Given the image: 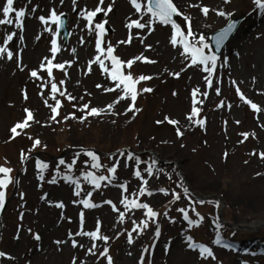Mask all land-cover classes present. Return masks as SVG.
Instances as JSON below:
<instances>
[{
  "label": "rangeland",
  "instance_id": "rangeland-1",
  "mask_svg": "<svg viewBox=\"0 0 264 264\" xmlns=\"http://www.w3.org/2000/svg\"><path fill=\"white\" fill-rule=\"evenodd\" d=\"M59 0H33L29 7L39 5L37 12L25 19L26 31L23 33L26 41V48L23 52V62L32 69L38 66L42 57L50 55V36L42 33V26L38 17L41 14L47 15L48 10L53 5H58ZM180 5L186 2L195 3L196 0H174ZM4 0H0V5ZM26 0H14V6L18 9L23 7ZM79 3L93 7L96 0H79ZM202 3L210 7L223 8L226 12L233 13L232 18H242L237 33L230 40L224 49L221 57L228 58L229 65L223 68L218 67L217 75L220 78L221 95H215L214 90L209 91V97L205 100L201 117H207L206 131L199 127H194L185 132L181 138H177L173 126L167 123L163 125L155 124V121L162 119L164 115L178 118L181 123L185 114L190 112L191 100L190 91L192 87L199 86L202 91L205 86L202 75L197 68H190L184 72L180 79L168 76L166 73L160 78L146 82L144 86L154 88L151 94H145L138 99V106L143 111L129 122L131 114L128 116H104L103 118L89 117L90 122L80 124L78 121L70 120L65 123H53L49 127H42L34 124L31 129L26 130L29 135L39 137L47 148H39L32 152V159L27 162V171L20 163L21 150L27 151L31 147V141L26 136L17 137L9 141V129L17 121L24 117L23 108L29 107L36 111V118L42 123L50 115L40 97L38 89L28 80V70L20 72L15 67V61H0V164H4V159L10 162L7 166L14 169L13 175L20 181L18 188L10 189L8 201L2 213H0V251H4L15 257L14 261L0 258V264H69L71 257L75 254L84 258V249H71L70 245L62 246V251L56 250L54 240L66 238L67 232L78 230V214L82 206L72 203L76 199L73 194V186L64 181H58L52 185L40 182L36 179L35 160L40 159L49 164L46 178H50L49 173L54 172L55 166L60 159L70 162L74 158V153L82 148H97L101 150V162L111 164L106 159L108 154L116 153L117 149H129L141 157L140 168L147 167L153 159L157 160L156 167L162 169L156 176L148 178L149 187L154 195L151 197H141L143 202H148L155 210H169V216L175 218L174 223L163 216L159 218L161 225V237L156 242V247L152 253V264H264V175L257 176L256 173H264V160L250 153L255 150L257 153L264 151V128L259 123L264 122V114L261 120L255 118L251 109L244 105L236 95L235 87L230 84L231 80H236L241 90L248 98L264 107V95L258 92L264 91V14L259 10H254L251 0H231L229 5H224L222 0H202ZM60 11L68 14V27L70 37L66 43L60 37L58 42L66 50L58 54L61 61L73 60L71 48L77 49L76 63L68 69L69 80L65 87L77 97L89 92L91 96H84V101L91 100L92 106H103L110 102L115 93L105 94L95 88L97 83H107L100 71L94 66V71L85 76L80 70L94 53L95 40L86 31H81L84 22L79 21L80 27H76L77 13L72 12L70 0H65V4L60 7ZM185 11L193 17V27L195 30L205 33L208 37L217 29L222 28L228 21V17H219L210 12L205 18L198 8H186ZM134 13V9L128 0H116V5L112 14L109 15L110 28L106 40L116 44L118 40L125 39L128 30L125 28V18ZM2 18V15H0ZM135 19L136 16L132 15ZM99 19V17L97 18ZM208 25L209 27H204ZM54 27V26H53ZM8 31H17L14 25L0 26V38ZM138 30L133 29V34ZM42 33L39 41L35 36ZM170 35L169 27L156 26V30L148 36L146 44H152L153 50L144 54L151 59L158 61L156 64L137 62L132 71L135 74L157 75L167 67L169 71H179L181 65L179 58L172 60L177 55V49L171 48L168 44ZM83 36L85 43H79ZM158 42V43H157ZM17 45L19 41H16ZM235 47V49H232ZM144 51L143 45L138 40H134L130 46L121 45L117 49V54L122 59L131 58ZM57 80L63 79V73L54 70ZM189 77L191 79H189ZM255 77V84L252 78ZM79 80V85L76 81ZM242 82V83H241ZM27 86L29 100L25 102L21 96V89ZM47 92V90H45ZM176 91L178 95L173 97L171 93ZM201 99H203L201 97ZM225 105L232 104L231 109L225 106L217 108L221 101ZM51 102V101H50ZM61 113L67 114L74 111L72 105L63 101ZM81 102V103H83ZM75 103V102H73ZM239 105V106H237ZM125 103L117 106L118 111H123ZM79 115V113H77ZM115 119L116 123L111 121ZM236 120L240 124L235 123ZM227 121V131L225 124ZM63 129V131H61ZM255 132L256 139L251 136L243 144L238 143L242 139L239 133ZM168 143H162V141ZM9 141V142H6ZM184 145L181 147V145ZM195 149V151H193ZM229 153L227 159L223 158V153ZM123 161L124 157H116ZM87 159L81 155L73 171L79 175L80 169L87 166L83 160ZM248 163L245 164L244 161ZM130 167L125 169L121 166L118 169L119 181H128L129 193L137 191L138 182L131 175L133 162H128ZM63 171V166H61ZM146 176V173H144ZM171 176V179L168 177ZM183 181V186L189 188L191 198L194 201L203 200L205 203H193L202 216L205 217L200 227L189 229L187 223L182 220V214L177 212L179 207L189 210L190 216L195 218L191 212L188 200L189 197L182 198L175 204H169L172 199L171 191L174 189L182 192V188L177 185ZM42 187H38L41 185ZM82 188L91 190L90 185H86L81 180ZM165 188L169 195L165 196L159 191ZM24 192L25 216L22 221L18 220L19 205L22 201L18 193ZM120 191L116 187L108 186L99 192L93 193L95 202L100 203L103 199H111L116 202L119 199ZM44 193L48 194V199L52 201H63L66 205L64 210L49 206L41 201L40 197ZM213 201V203H208ZM219 201L220 207H215V202ZM31 210V211H29ZM61 211L68 220H61ZM86 222L85 230H94L96 218L102 222V231L113 236L115 231L122 228L131 230V219L142 218V210H134L129 213L131 219L126 218L124 225H116L115 213L108 205H102L92 210H84ZM217 224L220 228L217 229ZM19 230V240L14 239ZM32 228L42 236V242L37 250V242L32 239V235L26 230ZM219 230L221 240L229 241L231 245L237 246V251L223 250L219 246L211 244L215 239V233ZM195 235V242H203L210 246L216 256V261L205 262L198 259V251L186 247L185 236ZM135 236V233L133 234ZM81 243L89 244L88 238H77ZM153 230L150 228L141 237L136 238L133 245L126 243V233L119 239H113L109 243L110 254L113 256L114 264H137L140 251L144 245L152 242ZM169 244V251H163V245ZM131 251L132 255L127 253ZM88 264H93L95 258L88 257ZM99 264H106L102 259Z\"/></svg>",
  "mask_w": 264,
  "mask_h": 264
},
{
  "label": "snow or ice",
  "instance_id": "snow-or-ice-1",
  "mask_svg": "<svg viewBox=\"0 0 264 264\" xmlns=\"http://www.w3.org/2000/svg\"><path fill=\"white\" fill-rule=\"evenodd\" d=\"M72 12L77 13L76 27H80L79 21H83V27L81 31H86L88 35L94 36V55L87 60V62L81 66L80 70L83 75L87 76L94 71V66L98 68L100 74L105 78L107 83H97L95 88L100 90L102 93L111 94L115 93L114 98L104 104L103 106H92L91 100L84 101V96H91L89 92H85L84 95L77 97L72 92L68 91L65 87L69 80V72L74 63H76L77 49L71 48V55L74 57L73 60L61 61L58 59V54L66 50L64 46L58 42V38L61 34L62 29L68 26V14L64 11H60V7L65 4V0H59L58 5H53L49 8L47 15L41 14L38 19L39 24L42 26V33H47L50 36V55H46L41 58L37 67L28 69V66L23 62V52L26 48V41L24 32L25 19L31 17L37 12L39 5L29 7L33 4V0H26L23 7L18 9L14 6V0H4V3L0 5V26L14 25L17 31H8L0 38V61H15V67L20 72L28 70V80L35 84L43 105L49 109L50 115L47 120L42 123L36 118L37 113L35 110L24 107V117L15 122L9 129V141L15 140L17 137L26 136L31 141V147L20 152V163L22 170L27 171V162L32 157V152L39 148H47V144L39 137H33L29 135L26 130L31 129L34 124L41 125L42 127H49L53 123L61 124L70 120L78 121L80 124H85L89 121V117L92 118H103L104 116H128L131 114L129 122L134 120L143 109L138 106V99L143 97L145 94H151L154 92V88L150 86H144L146 82L153 79L160 78V75L167 74L175 79H180L182 74L190 68H197L202 75V81L205 86V90L202 91L199 86L192 87L190 91L191 108L190 112L185 114L184 120L186 123H181L178 118H172L169 115H164L162 119L155 121L157 125H163L167 123L173 126L177 138H181L185 135V132L190 131L194 127H199L206 131L207 117H201L203 111V105L205 100L209 97L208 90H214L216 96L221 95L220 78L217 75L218 67L223 68L229 65L228 58H222L219 55L220 50L225 45L228 37L236 30L235 22L227 23L226 27L221 28L211 37H208L205 33L194 29L193 17L191 14L185 11L186 8H198L202 15L207 18L209 13H215L219 17H228L231 21L233 13L226 12L223 8L210 7L202 3V0H196L195 3L186 2L185 5H180L174 0H128L129 5L134 9V13L130 14L125 18V28L128 30L127 37L125 39L118 40L116 44H113L110 40L105 38L108 35V29L106 25L109 24V15L113 13L116 0H96L93 7L89 8L86 4L81 5L79 0H70ZM224 5H229L231 0H222ZM254 10H259L260 13L264 14V0H251ZM132 15L136 18L133 19ZM99 17V19H97ZM167 26L169 27L170 35L168 37V44L173 49H177V55L172 57L175 61L179 58L180 69L179 71H169L167 67L163 69V72L153 75L135 74L132 69L137 62L156 64L157 60L151 59L144 53L153 50L152 44H146L148 36H150L155 30L156 26ZM54 26V27H53ZM204 27H209L204 25ZM133 29L138 30L133 34ZM42 33H38L35 36V40L41 39ZM19 41L17 45L16 41ZM134 40H138L143 45L144 51L139 54L128 58L122 59L117 54V49L121 46H130ZM211 41V42H209ZM79 43L83 45L85 39L83 36L80 37ZM158 43V42H157ZM213 45L215 50H213ZM54 70H59L63 73L64 78L57 80L54 76ZM189 79H191L189 77ZM255 77L252 78V83L255 84ZM80 81L77 80L76 84L79 85ZM242 83V82H241ZM230 84L235 87L236 95L239 100L247 105L251 111L255 114V118L260 121L262 114H264V107L248 98L245 93L241 90L236 80H231ZM47 90V92L45 91ZM258 95H264V91L258 92ZM173 97H176L178 93L173 91L171 93ZM22 99L27 102L29 100L27 86L21 89ZM201 97L203 99H201ZM63 101H67L72 105L74 111L67 114L61 113L63 108ZM51 101V102H50ZM75 102V103H73ZM83 102V103H81ZM122 102L125 103L123 111H118L117 106ZM231 109L232 104L225 105V101L221 100L216 107L217 108ZM239 106V105H237ZM79 113V115H77ZM111 123L115 124L116 120L113 119ZM237 125L240 124L239 120H236ZM225 124V132L227 131V121ZM259 126L264 128V122L259 123ZM63 131V129H61ZM242 137L238 143L243 144L251 136L252 139H256L255 132H242L239 133ZM6 141V142H9ZM162 143H168V141H162ZM184 145L182 144L181 147ZM195 151V149H193ZM81 155L87 157L83 160V164L87 167L79 170V175H76L73 171L77 164V160L80 159ZM229 153L225 151L223 158L226 160ZM250 155L258 156L259 159L264 160V151L257 153L253 150ZM124 157L121 161L116 157ZM106 159L111 161V164H104L101 162V157L97 154L94 149L82 148L80 151L74 153V158L70 162L64 159H60L58 164L55 166V170L49 173L50 178H46V172L49 169V164L45 163L40 159L35 160L36 179L40 182H46L48 184L55 185L58 181H64L66 184L73 186L72 194L76 198L72 201L74 204L82 206L79 214L78 221L79 227L75 232L68 231L66 238L54 240L53 243L56 245L57 251H62V246L70 245L71 249H84V258L73 255L70 259L69 264H88V257H94L93 264H99L103 259L106 264H114L113 256L110 254V241L113 239H119L121 235L126 233V243L133 245L136 238L141 237L150 228L153 230L152 242L148 245H144L140 251V255L137 260V264H152V253L156 247V242L161 237V225L159 218L161 216L167 218L170 223L175 222L174 217L169 216V210L158 211L155 210L152 205L148 202H143L141 197H151L154 195L153 190L149 187V179L156 176L162 171L156 167L157 160L153 159L151 163L147 164V167L141 171V164L146 163L141 160V157L135 154L133 151L125 148L123 150L117 149L116 153L108 154ZM129 161L133 162L134 168L131 175L138 182V189L135 192L129 193L128 181L120 182L118 169L123 166L125 169L129 168ZM10 162L7 158L4 159V164H0V213H2L6 207L8 201V193L10 189L18 188L20 181L13 175L14 169L7 166ZM248 163L247 160L244 161ZM63 166V171H61ZM146 173V176L144 175ZM257 176L264 175V173L257 172ZM171 179V176L168 177ZM81 180L84 184L90 185L91 190L82 188ZM116 187L120 191L119 199L113 202L111 199H103L100 203H97L93 199V193L99 192L103 188L108 186ZM38 187H42L38 185ZM178 188H182V192L176 190L171 191L172 199L168 201L169 204H175L181 201L184 197H189L188 200L191 212L195 214V218L190 216L189 210L185 207H179L176 209L177 212L182 214V220L187 223L189 229L194 227H200L205 217L196 210L193 203H205L203 200L194 201L191 198L189 188L183 186V181L177 185ZM159 191L165 196L169 195V191L165 188H160ZM22 203L19 205L18 220L22 221L25 216V193H18ZM41 201L46 202L49 206L64 210L66 205L63 201H52L48 199V194L44 193L40 197ZM213 203V201H208ZM102 205H108L111 207V211L115 213L116 225H124L129 217V213L134 210H142V218L138 221L131 219L132 228L128 230L122 228L114 232L113 236H109L102 231V222L99 217L96 218L94 230H85L84 225L86 222V216L84 210H92L101 207ZM215 207L219 209V201L215 202ZM31 211V210H29ZM61 220H68L71 223V218L66 217L61 211ZM217 229L220 225L217 224ZM20 226L17 228V235L14 239L19 240ZM32 235V239L37 242V250H39L42 236L38 232H34L32 228L26 230ZM135 233V236L133 235ZM88 238L89 244L81 243L77 238ZM186 247L188 249L198 251V259L202 261H216V256L213 249L203 242H195L193 236H185ZM211 244L221 245V235L219 230L215 233V239L211 240ZM224 247H231L230 244H223ZM163 251L167 253L169 251V244L163 245ZM129 256L132 255L131 251L127 253ZM0 258H4L8 261H14L15 257L0 251ZM247 264V262H242Z\"/></svg>",
  "mask_w": 264,
  "mask_h": 264
},
{
  "label": "water",
  "instance_id": "water-1",
  "mask_svg": "<svg viewBox=\"0 0 264 264\" xmlns=\"http://www.w3.org/2000/svg\"><path fill=\"white\" fill-rule=\"evenodd\" d=\"M235 24H236V26H237V23H236V22H235ZM63 31H64V38H65L66 35H67V29H64ZM233 32H234V31H233ZM230 36H231V35H230ZM230 36H229V37H230ZM229 37H228V39H229ZM228 39H227V40H228Z\"/></svg>",
  "mask_w": 264,
  "mask_h": 264
},
{
  "label": "bare ground",
  "instance_id": "bare-ground-1",
  "mask_svg": "<svg viewBox=\"0 0 264 264\" xmlns=\"http://www.w3.org/2000/svg\"><path fill=\"white\" fill-rule=\"evenodd\" d=\"M232 49H235V47H232Z\"/></svg>",
  "mask_w": 264,
  "mask_h": 264
}]
</instances>
